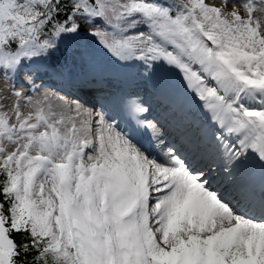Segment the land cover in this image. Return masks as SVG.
I'll return each mask as SVG.
<instances>
[{
    "label": "snow or ice",
    "instance_id": "obj_1",
    "mask_svg": "<svg viewBox=\"0 0 264 264\" xmlns=\"http://www.w3.org/2000/svg\"><path fill=\"white\" fill-rule=\"evenodd\" d=\"M86 28L119 60L179 71L217 128L188 151L222 175L11 82ZM0 74V264H264V0H0Z\"/></svg>",
    "mask_w": 264,
    "mask_h": 264
},
{
    "label": "bare ground",
    "instance_id": "obj_2",
    "mask_svg": "<svg viewBox=\"0 0 264 264\" xmlns=\"http://www.w3.org/2000/svg\"><path fill=\"white\" fill-rule=\"evenodd\" d=\"M51 55L54 61L50 65L44 68L33 67L27 71L38 73L41 77L39 84L37 83L35 88L31 87L29 93L43 90L50 97L53 107L57 109L64 104L72 106L78 104L75 98L66 99L56 92L62 90L79 98L81 105L86 109H102L107 119L116 122L114 124L118 125L119 130L122 131V127L126 126V131L132 133L135 132L136 117L128 108L129 99L135 98L140 103H148L145 105L151 106L153 114L149 119L157 118L164 129L165 138L170 145L175 144L178 153L188 160L191 167L203 169L212 179L217 178L216 174L222 175L216 171L218 161L214 163L215 153L193 156L188 151L190 141L194 137L201 140L211 137L217 132V128L208 122V114L200 107L201 102L186 91L178 70L163 64L146 68L143 61H122L113 55L109 60L101 57L84 62H69L68 53L60 48L51 50ZM13 79H16L13 83L17 84L15 85L17 88L19 84L24 83L18 74H15ZM40 84H46L47 87L38 86ZM124 85L126 87H123ZM51 90L56 91L52 94ZM122 113H126L127 119L122 117ZM158 136V139H148L142 143L134 139L146 152L156 157L162 155V150L166 149L163 144L164 137L160 134ZM159 140L161 143L158 144ZM229 140L235 141V137H229ZM209 167L213 169L211 172Z\"/></svg>",
    "mask_w": 264,
    "mask_h": 264
},
{
    "label": "rangeland",
    "instance_id": "obj_3",
    "mask_svg": "<svg viewBox=\"0 0 264 264\" xmlns=\"http://www.w3.org/2000/svg\"><path fill=\"white\" fill-rule=\"evenodd\" d=\"M97 27L100 28L101 31H110V29L105 28V26L103 25H97ZM94 29H87L85 30L84 33H82L78 38L74 39V40H69V43L64 42L63 46L61 47H56V48H60L64 51H67L68 53H70V57L71 59H73V61L75 62H82V61H87L89 59H100L101 57H104L106 60H109V58L112 56V54L110 52H108L104 46L99 42V39L97 37H94L90 34L91 31H93ZM171 50V49H170ZM54 61V58L51 57V50L49 52V54L47 55H41L38 57H35L31 60L25 59L23 60L19 71L15 74H18V77L23 79L24 83H21L18 85L19 89H21L22 91L26 92L29 96L33 97V99L36 98H43L44 96L47 95H43L41 90H37V91H32L29 93V90L31 87H33V77L37 76L38 73H26L25 74V69L26 68H30V67H42L44 68L45 66L47 67L48 65H50L52 62ZM25 68V69H24ZM13 73H9V77L12 78L11 82L13 83L16 79H13V76L15 75ZM0 76H2V74H0ZM35 78V77H34ZM37 80V79H35ZM2 79H0V84H2ZM14 84V83H13ZM17 85V84H15ZM5 87H7V85H4ZM35 87V85H34ZM33 87V88H34ZM43 91V90H42ZM49 97V96H48ZM50 99V97H49ZM51 102V101H50ZM25 112L29 111L30 108L25 107L23 109ZM94 115L96 114H103L102 113V109L100 108H94L92 109ZM105 115V114H103ZM106 117V116H105ZM110 123H115L114 120H109ZM161 129L159 131L160 136L161 135ZM160 137V140H162V138ZM158 141V144L161 143V141ZM155 145V144H154ZM157 145V144H156ZM170 146L166 145V149L162 152H166L168 150ZM217 173V172H215ZM215 177H217V174L215 175Z\"/></svg>",
    "mask_w": 264,
    "mask_h": 264
},
{
    "label": "trees",
    "instance_id": "obj_4",
    "mask_svg": "<svg viewBox=\"0 0 264 264\" xmlns=\"http://www.w3.org/2000/svg\"><path fill=\"white\" fill-rule=\"evenodd\" d=\"M162 1H165V0H162ZM166 2L168 4H173L175 2H178V0H166ZM173 11H175V9H173ZM49 38H50V36H44V35H42L41 36V42H42L43 39H49ZM64 42L69 43V40L68 39H62V40L56 41V43H58V44H62Z\"/></svg>",
    "mask_w": 264,
    "mask_h": 264
}]
</instances>
